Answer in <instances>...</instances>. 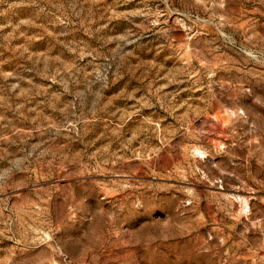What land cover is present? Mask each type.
<instances>
[{"label":"rangeland","instance_id":"rangeland-1","mask_svg":"<svg viewBox=\"0 0 264 264\" xmlns=\"http://www.w3.org/2000/svg\"><path fill=\"white\" fill-rule=\"evenodd\" d=\"M0 264H264V0H0Z\"/></svg>","mask_w":264,"mask_h":264}]
</instances>
